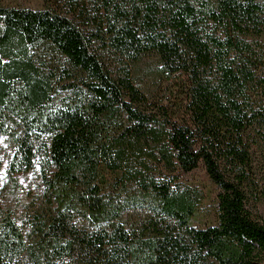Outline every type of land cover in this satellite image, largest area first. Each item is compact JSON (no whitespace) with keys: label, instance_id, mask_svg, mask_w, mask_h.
Here are the masks:
<instances>
[{"label":"trees","instance_id":"obj_1","mask_svg":"<svg viewBox=\"0 0 264 264\" xmlns=\"http://www.w3.org/2000/svg\"><path fill=\"white\" fill-rule=\"evenodd\" d=\"M62 2L0 7V134L20 165L52 167L23 259L0 240V264H264L243 190L252 131L264 149V0ZM144 60L175 87V117L144 108L131 69ZM200 164L218 189L208 224L161 173ZM136 209L147 217L128 224Z\"/></svg>","mask_w":264,"mask_h":264},{"label":"rangeland","instance_id":"obj_2","mask_svg":"<svg viewBox=\"0 0 264 264\" xmlns=\"http://www.w3.org/2000/svg\"><path fill=\"white\" fill-rule=\"evenodd\" d=\"M0 7L25 8L43 10L46 8L60 10L62 0H0ZM258 43L264 48V37ZM102 63L113 73H117L123 64L106 54L100 55ZM148 60H144L134 68L131 67L135 82L147 96L145 109L148 112H168L172 117L177 114V93L175 87L155 79L150 71ZM67 81L57 78L58 86L67 85ZM9 132H13L8 124ZM261 132L250 133L249 146L252 159L250 183L243 186L246 201L245 208L256 220H264V149L258 144ZM17 150L8 134H0V240L6 242L12 249H22L17 260H22L25 250L31 242L30 222L36 211L47 206L48 196L45 190V179L52 172L50 162L46 157L36 160L32 167L20 165ZM162 175L170 178L175 176L174 184L180 191L190 190L196 197V213L200 221L212 223L213 204L218 189L212 184L202 164L189 174L167 173L161 169ZM176 185V186H177ZM174 186V185H173ZM148 213L136 209L127 212L124 220L128 224H136L147 217ZM26 248V249H25Z\"/></svg>","mask_w":264,"mask_h":264}]
</instances>
